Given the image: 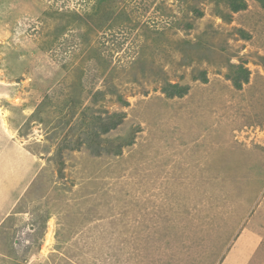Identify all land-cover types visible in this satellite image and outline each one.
I'll return each mask as SVG.
<instances>
[{
    "label": "rangeland",
    "instance_id": "obj_1",
    "mask_svg": "<svg viewBox=\"0 0 264 264\" xmlns=\"http://www.w3.org/2000/svg\"><path fill=\"white\" fill-rule=\"evenodd\" d=\"M231 1L0 0V264H264V8Z\"/></svg>",
    "mask_w": 264,
    "mask_h": 264
},
{
    "label": "trees",
    "instance_id": "obj_2",
    "mask_svg": "<svg viewBox=\"0 0 264 264\" xmlns=\"http://www.w3.org/2000/svg\"><path fill=\"white\" fill-rule=\"evenodd\" d=\"M261 7L264 8V0H257ZM245 7V2L243 0H232L231 1V8L233 9V11H237L241 8ZM239 72L237 73V76L234 77L233 81H234V85L236 87H240V79H243L244 81L247 80L248 78V70L247 69H243L241 66L238 68ZM187 91V87L186 86H179L177 84H168L167 87L164 88V92L166 93V95L168 96H182L185 92ZM122 119V115L121 114H113L109 117V122L107 124L106 127L103 128V131H107L110 128L115 127L116 125H118L121 122ZM116 151H119V149H117Z\"/></svg>",
    "mask_w": 264,
    "mask_h": 264
},
{
    "label": "crops",
    "instance_id": "obj_3",
    "mask_svg": "<svg viewBox=\"0 0 264 264\" xmlns=\"http://www.w3.org/2000/svg\"><path fill=\"white\" fill-rule=\"evenodd\" d=\"M8 180L9 179H7V181ZM18 182H17V184H19L20 186L14 187V188H16L15 189L16 191H15V193H13V195L12 194L11 195L10 194L8 195L9 192L7 193L6 190L4 189V187H2L4 189V191L3 192L0 191V223H1V221L3 219H5L7 216H9V212H11V208H12V206L10 204H12V202H14L13 205H15V202L20 199L19 192L20 191L22 192V190H23L22 187H24L25 183H24V181H21V180H19ZM8 183L10 185V181ZM11 184H14V181H12ZM2 188H0V190ZM8 196L11 198V201H10L11 203L9 201H8L9 203L6 202V199L5 198H8Z\"/></svg>",
    "mask_w": 264,
    "mask_h": 264
},
{
    "label": "bare ground",
    "instance_id": "obj_4",
    "mask_svg": "<svg viewBox=\"0 0 264 264\" xmlns=\"http://www.w3.org/2000/svg\"><path fill=\"white\" fill-rule=\"evenodd\" d=\"M52 224V223H51ZM50 234V233H49ZM51 236V235H50ZM50 238V237H49Z\"/></svg>",
    "mask_w": 264,
    "mask_h": 264
}]
</instances>
